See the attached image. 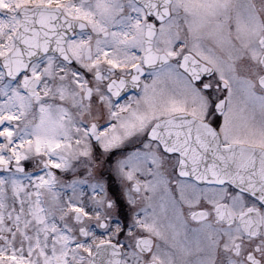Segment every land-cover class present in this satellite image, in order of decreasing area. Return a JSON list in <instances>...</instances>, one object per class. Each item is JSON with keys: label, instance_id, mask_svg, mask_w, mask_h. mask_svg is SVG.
Segmentation results:
<instances>
[{"label": "snow or ice", "instance_id": "snow-or-ice-1", "mask_svg": "<svg viewBox=\"0 0 264 264\" xmlns=\"http://www.w3.org/2000/svg\"><path fill=\"white\" fill-rule=\"evenodd\" d=\"M0 264H264V0H0Z\"/></svg>", "mask_w": 264, "mask_h": 264}]
</instances>
